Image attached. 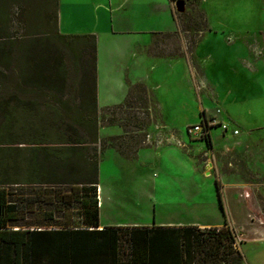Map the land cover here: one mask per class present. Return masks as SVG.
<instances>
[{
    "label": "crops",
    "instance_id": "0c3cea01",
    "mask_svg": "<svg viewBox=\"0 0 264 264\" xmlns=\"http://www.w3.org/2000/svg\"><path fill=\"white\" fill-rule=\"evenodd\" d=\"M178 1L58 0L61 33L96 36L98 107L123 104L131 85L142 83L157 113L153 125L158 131L147 134V145L134 157L113 147L102 154L97 184L99 228L210 227L221 226L225 217L233 226L227 217L231 199L240 201L247 188L254 200H260L257 190L264 185V30L233 31L228 19L218 20L224 24L218 28L204 8L206 0H199L206 28L189 50L191 31H184L178 20L183 12ZM159 36H175L178 44L162 39L161 55H156L150 47ZM211 121L217 124L210 125ZM207 122L205 138L189 133V126ZM217 128H221L218 137ZM108 158L144 159L160 169L184 168V174L101 176ZM241 208L250 214L242 201Z\"/></svg>",
    "mask_w": 264,
    "mask_h": 264
},
{
    "label": "trees",
    "instance_id": "16d2710c",
    "mask_svg": "<svg viewBox=\"0 0 264 264\" xmlns=\"http://www.w3.org/2000/svg\"><path fill=\"white\" fill-rule=\"evenodd\" d=\"M36 1L32 17L48 27L14 38L13 0H0V82L10 90L0 102V264H247L226 217L210 227L99 228L98 114L108 108L97 103L96 36L61 33L58 0ZM60 43L78 74L74 100L64 96ZM46 90L56 97L42 102Z\"/></svg>",
    "mask_w": 264,
    "mask_h": 264
},
{
    "label": "rangeland",
    "instance_id": "374dc122",
    "mask_svg": "<svg viewBox=\"0 0 264 264\" xmlns=\"http://www.w3.org/2000/svg\"><path fill=\"white\" fill-rule=\"evenodd\" d=\"M35 2L37 1L13 0V5L11 7L12 20L10 24V34L14 38H21L26 31L42 32L48 27L46 26L47 22L40 25L41 21L32 17V10L35 7ZM204 8L208 12L212 24L218 28L224 26V24H220L218 20L222 21L228 19L231 21L230 29L233 31L245 30L246 32V30H264V0H206ZM178 20H180V24L184 28V31H191V40L188 42V49L191 50L194 44H197V41L200 39V31L206 28L205 15L201 9L200 1H184V9L182 13L178 14ZM162 39H168V41L175 46L178 44V39L175 36H159L150 47V50L156 55H161L159 42H161ZM56 49V51L66 59L70 71L68 73V83L64 91V96L74 100L76 95V81L78 78V74L75 71L76 66L73 64L71 53L68 52L62 43H60ZM165 51L166 49H164L163 55L166 57L167 54ZM170 53L172 52L170 51ZM131 86H133L134 90L128 106L123 108L111 107L102 113L100 111V114H98V134L100 142L97 146L100 157H102V154L108 147L115 148L119 153H123L125 156H135L138 149L147 145V134L158 131V128L153 125L154 121H157V113L154 111L156 109L152 110V107H150L151 102L154 100L149 96L146 86L142 83H136ZM143 86L146 91L143 90ZM8 92H10L9 87L5 83L0 82V102L3 100L4 96H9ZM40 93V100L42 102L56 97L51 90ZM134 95L136 97L132 98ZM137 95H142L144 100H141ZM102 115L105 117L104 119H102ZM2 122L3 110L0 106V124ZM188 123L186 122V124ZM135 124H140V126H135ZM107 129L113 130L114 132L116 131L117 133L115 132L110 135L111 132L106 133ZM218 129L221 128H217V130ZM220 134L219 130L215 133L216 137L220 136ZM102 135H104V137H102ZM103 146L105 147L104 150L102 149ZM179 173L184 174V168L171 166V168L166 167L160 169V167L153 163H146L144 159L112 161L108 158L102 165L101 176L163 177L169 175L176 176ZM243 176L245 175L241 173V177ZM243 194L244 197L239 198L240 201L231 199L230 205H227V217L233 224V226H230L236 233V245L243 252L247 264H264V185L260 186L257 190V195L260 200L253 199L250 189L245 188ZM241 201L250 208L249 215L241 208ZM103 218L104 220L110 221V218L107 216ZM156 218L158 219L159 217L157 216ZM77 219L78 218H76V221ZM160 219H162V217H160Z\"/></svg>",
    "mask_w": 264,
    "mask_h": 264
},
{
    "label": "built area",
    "instance_id": "2783aa9c",
    "mask_svg": "<svg viewBox=\"0 0 264 264\" xmlns=\"http://www.w3.org/2000/svg\"><path fill=\"white\" fill-rule=\"evenodd\" d=\"M216 124H217L216 121H211V123H210V125H216ZM208 125H209L208 122L205 123V126H204L203 123L202 124H195V125L189 126L188 127V131H189L190 134H193V135L198 136L201 139H203V138H205V136L207 134L206 133L207 132L206 130L208 129L207 128ZM221 125H222V127L224 129H227L228 128V125L227 124H224L223 123ZM234 132L235 133H238V129H235ZM147 138H148V136H147Z\"/></svg>",
    "mask_w": 264,
    "mask_h": 264
},
{
    "label": "water",
    "instance_id": "95a60500",
    "mask_svg": "<svg viewBox=\"0 0 264 264\" xmlns=\"http://www.w3.org/2000/svg\"><path fill=\"white\" fill-rule=\"evenodd\" d=\"M183 5H184V0H179L177 2V7H178L179 10H183Z\"/></svg>",
    "mask_w": 264,
    "mask_h": 264
},
{
    "label": "bare ground",
    "instance_id": "6f19581e",
    "mask_svg": "<svg viewBox=\"0 0 264 264\" xmlns=\"http://www.w3.org/2000/svg\"><path fill=\"white\" fill-rule=\"evenodd\" d=\"M181 6V5H180Z\"/></svg>",
    "mask_w": 264,
    "mask_h": 264
}]
</instances>
